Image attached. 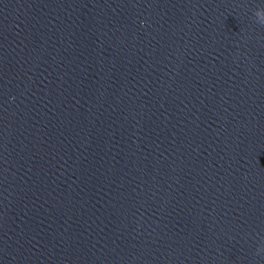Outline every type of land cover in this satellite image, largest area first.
Wrapping results in <instances>:
<instances>
[{"label":"water","instance_id":"1","mask_svg":"<svg viewBox=\"0 0 264 264\" xmlns=\"http://www.w3.org/2000/svg\"><path fill=\"white\" fill-rule=\"evenodd\" d=\"M264 0H0V264H264Z\"/></svg>","mask_w":264,"mask_h":264},{"label":"clouds","instance_id":"2","mask_svg":"<svg viewBox=\"0 0 264 264\" xmlns=\"http://www.w3.org/2000/svg\"><path fill=\"white\" fill-rule=\"evenodd\" d=\"M254 17L259 24L264 25V8L257 7L254 10ZM261 250H264V249L258 248V251H261Z\"/></svg>","mask_w":264,"mask_h":264}]
</instances>
